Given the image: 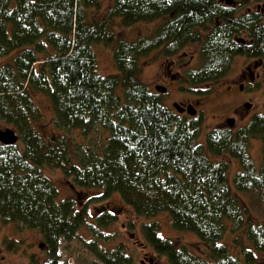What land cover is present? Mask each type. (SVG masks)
I'll return each instance as SVG.
<instances>
[{
    "label": "trees",
    "instance_id": "obj_1",
    "mask_svg": "<svg viewBox=\"0 0 264 264\" xmlns=\"http://www.w3.org/2000/svg\"><path fill=\"white\" fill-rule=\"evenodd\" d=\"M109 1L104 9L100 0H0V60L9 59L0 65V120L22 146L0 144V225L37 231L46 264H58L60 243L76 236L88 214L70 198L57 202L43 173L54 169L74 187L101 190L104 198L117 194L136 216L166 213L174 230L192 233L207 249V258H199L160 237L155 222L142 223L144 243L168 264H258L264 221L246 218L237 193H264V114L244 127L212 128L200 143L201 114L168 110L137 75L141 57L158 50L168 59L197 45L200 66L182 73L189 87L217 82L236 57L255 61L264 85L263 12L236 15L235 6L217 0ZM116 20L122 28L159 23L149 36L128 42L115 32ZM97 43L111 47L116 74H99ZM33 94L48 97L58 134L44 138L33 126L41 118ZM98 129L106 138L94 148L70 138L78 130L89 139ZM250 139L261 141L258 168ZM224 157L238 163L231 184ZM114 220L104 212L97 226ZM227 233L235 255L218 243ZM85 248L93 264H132L121 243L103 249L92 240Z\"/></svg>",
    "mask_w": 264,
    "mask_h": 264
},
{
    "label": "rangeland",
    "instance_id": "obj_2",
    "mask_svg": "<svg viewBox=\"0 0 264 264\" xmlns=\"http://www.w3.org/2000/svg\"><path fill=\"white\" fill-rule=\"evenodd\" d=\"M237 8L236 15L242 14L247 9L262 11L264 15V0H235ZM104 9L109 0H100ZM261 12V13H262ZM159 22L138 23L129 28H122L120 21L116 20L115 32L121 34L123 39L134 42L140 37L149 36ZM93 51L97 60V70L100 75L108 76L116 74L113 64L112 49L102 43L93 44ZM197 45H189L178 55L165 59L159 51H153L148 56L139 59L140 73L137 79L146 85L152 92L155 86H164L165 93L161 96V104L170 111L177 114L175 104H192L196 110V116L201 114L202 126L199 142H204L205 134L215 127H226V119L233 118L232 129L244 127L254 114H264L263 100V77L262 72L255 61L243 57L233 60L230 71L215 83H208L191 88L182 82V73L188 69H196L200 66V58L197 53ZM8 58H2L0 65L8 62ZM38 66V65H36ZM171 75L173 78L169 77ZM258 86L250 91L246 90V84ZM239 85H243L242 91ZM33 99L41 112V118L33 124L44 138L58 134L53 126V112L47 96L33 94ZM245 103L250 104L246 108ZM187 116L186 114H183ZM1 129H12L10 125L0 120ZM78 130H74L70 138L74 143L81 142L94 148L100 140L106 138V134L100 129L92 134V138H80ZM71 141V144H74ZM73 146V145H71ZM16 149L21 150V143H16ZM261 141L250 139L248 153L256 168L260 165ZM206 156L212 159L206 152ZM229 162L227 178L231 184L233 174L238 170V163L234 159L223 158ZM214 160V159H213ZM43 173L50 179L58 192L57 202L70 198L77 210L85 209L88 217L84 226L80 227L76 236L70 241H62L58 247V264H93L97 263L94 257L87 252L85 243L97 240L103 249H112L121 243L125 251L132 257V264H168L164 257L157 256L151 248L143 241L140 226L145 222H155L159 229L158 235L176 241L184 245L186 250L199 258H207V249L200 243L195 235L188 232H179L170 226V219L166 213L146 219L136 216L132 209L126 206L117 194H111L106 198L101 196L102 191L98 189H80L74 187L70 180L62 173L54 169H44ZM244 208L248 209L247 219H258L264 221V193H237ZM104 212L113 214L115 220L107 227L97 226L98 217ZM232 236L227 233L218 243L226 245L231 254L235 248L232 245ZM13 244L7 248L6 243ZM40 245H42L41 248ZM47 249L43 240L35 230L26 229L21 225L9 223L0 225V264H46ZM258 264H264V256L260 255ZM241 259V258H240Z\"/></svg>",
    "mask_w": 264,
    "mask_h": 264
},
{
    "label": "water",
    "instance_id": "obj_3",
    "mask_svg": "<svg viewBox=\"0 0 264 264\" xmlns=\"http://www.w3.org/2000/svg\"><path fill=\"white\" fill-rule=\"evenodd\" d=\"M217 1L225 6H235L236 4L235 0H217ZM155 91L162 95L165 93L166 90L162 86H155ZM245 106L246 108H250V104L248 103H245ZM174 109L179 114L186 113L189 116L196 115V110L192 105H187L186 107H183L179 104H175ZM225 123L228 128H232L234 125V119L227 118ZM17 141H18V136L14 130L8 128L6 129L0 128V144L4 146H13L17 143ZM41 247L42 245H40L39 248Z\"/></svg>",
    "mask_w": 264,
    "mask_h": 264
},
{
    "label": "flooded vegetation",
    "instance_id": "obj_4",
    "mask_svg": "<svg viewBox=\"0 0 264 264\" xmlns=\"http://www.w3.org/2000/svg\"><path fill=\"white\" fill-rule=\"evenodd\" d=\"M169 77H171V78H173L171 75H169ZM247 86V88H246V90L247 91H250V90H252L254 87H255V85H252L250 82L249 83H247L246 84ZM156 86H158V85H156ZM162 87H164V86H162ZM242 87H243V85H239V88H240V90L242 91ZM181 104V106H183V107H186L187 105H192V104H184V103H180ZM245 105V104H244ZM182 114H186V113H182Z\"/></svg>",
    "mask_w": 264,
    "mask_h": 264
}]
</instances>
